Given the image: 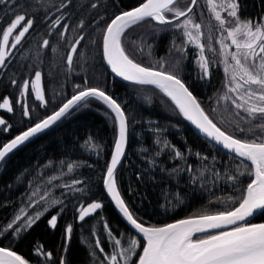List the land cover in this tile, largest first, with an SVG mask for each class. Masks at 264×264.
Masks as SVG:
<instances>
[{
    "label": "trees",
    "instance_id": "16d2710c",
    "mask_svg": "<svg viewBox=\"0 0 264 264\" xmlns=\"http://www.w3.org/2000/svg\"><path fill=\"white\" fill-rule=\"evenodd\" d=\"M143 1L4 0L0 3V39L15 15L25 14L34 20L21 44L12 49L7 67L0 68V103L7 97L13 108L12 112L0 109V118L6 122L0 125V146L58 109L75 94L76 86L82 88L86 81L87 87L105 91L125 112L127 144L115 171L117 188L138 222L158 227L182 218L230 210L226 201L231 197L235 201L232 206H237L252 177L237 172L238 166L243 171L242 159L196 135L159 90L122 82L106 69L101 45L107 23L116 14ZM217 1L220 16L235 21L228 16V9L220 6L221 0ZM235 2L241 20H255L264 15V0ZM190 3L191 0H180L179 6L183 9ZM224 3L226 5L228 0ZM57 17H62L60 24L52 28ZM190 18L201 25L200 39L209 61L207 76L199 69L198 50L186 43L183 29L146 20L125 31L122 45L130 58L145 67L160 70L163 62L164 70L178 75L217 127L238 139L252 140L254 136L248 132L250 125L245 122L247 113L232 103V99L242 95L243 89L230 93L226 87V84L231 86L232 67L227 58L226 72L225 57L217 44L218 37L224 38L225 30L211 16L207 0H197ZM228 25L225 27L229 28ZM81 36L83 39L77 45L78 51L69 70L67 52ZM45 39L49 41L47 46H43ZM36 71L41 72L44 102L37 100L30 88L21 97V85L25 79H33ZM12 80L17 83L13 84ZM225 93L232 99L222 100ZM20 101L27 104L28 117L23 115ZM237 124L242 132L237 130ZM4 128L8 131H3ZM115 135V120L110 110L99 100H90L86 106L70 109L54 126L3 160L0 164V229L15 218L33 192H37V201L45 191L49 192V197L47 202L34 204L26 213L35 216L41 212L39 219L20 233L5 231L0 235V246L17 252L29 264H60L62 257L65 264H100L104 254L95 247L96 240L101 241L105 253H111L114 244L104 227L106 223L124 246L128 245L130 237L137 239L139 246L135 251L140 253L143 240L123 223L102 187ZM255 135H261L259 130ZM86 141H89L87 145ZM165 141L179 150L182 157H176L172 149H163ZM157 152L160 155L157 156ZM69 163L74 164L72 172H68ZM229 175L239 176V179L233 182L227 178ZM51 177L58 179L48 183ZM74 180L81 181L74 187L84 192L63 187ZM52 199L62 203L53 204ZM92 202H99L102 207L80 220L79 210ZM52 216H57L55 227L49 224ZM22 222L23 218L14 227ZM247 222H264V214L259 212ZM69 224L72 225L70 236L65 232ZM94 228L96 235H93ZM38 246H42L40 252ZM46 253H51V257ZM137 258L138 255H133L132 259Z\"/></svg>",
    "mask_w": 264,
    "mask_h": 264
},
{
    "label": "snow or ice",
    "instance_id": "6c2138e0",
    "mask_svg": "<svg viewBox=\"0 0 264 264\" xmlns=\"http://www.w3.org/2000/svg\"><path fill=\"white\" fill-rule=\"evenodd\" d=\"M3 2L4 0H0V3ZM196 3L197 0H191V4L182 9L179 6L180 0H144L138 6L121 12L112 18L104 29L103 55L112 72L117 76L139 85H156L175 102L180 113L195 124L201 132L217 144L222 145L224 149L244 158L241 161L243 171L238 166L237 172L239 175L254 178L243 190L237 206H232L235 201L229 197L226 201V207L230 210L188 217L163 227H146L143 223L138 222V218L135 217L121 198L115 180V170L124 153L126 141L125 112L120 104L107 95L105 91L95 87H87L86 81L84 87L76 86L77 91L75 94L67 99L58 110L0 146V161H3L8 154L18 149V146L23 145L37 133L47 129L68 113L70 109L78 108L81 105L86 106L90 100L102 101L115 114V123L118 126L117 138L103 182L107 192L116 202L126 221L138 233L142 234L144 243L142 252L136 253L135 250L139 246L137 239L130 237L128 245L124 246L121 239L112 235L105 223L104 227L108 231L109 239L113 240L114 244L111 253H105L101 241L96 240L95 247L104 254V259L100 261V264H264V223L247 222V218L254 216L257 211L264 214V17H261L258 21L241 20L238 16V5L235 0H228L226 5L224 0H221L220 6L222 8L226 7L228 16L235 18L234 27L226 28L225 25L231 23V21L220 16L219 12L216 11L214 0H207L215 19L219 22L220 28L227 31L226 38L230 39L232 45L236 48L235 52H225L228 45L224 44L223 39L220 41L221 54L225 57L226 72L228 71L227 58L230 56L234 62L232 65L231 86L226 84L228 92L238 93L241 89H245L244 93L237 95L236 99H232L227 93L221 99H232V103L237 109H243L247 113L248 119L245 122L250 125L248 132L254 136L252 140L238 139L233 134L226 133L217 127L178 75L164 70L163 62L160 63V70L155 67L142 66L130 58L122 45V36L125 31L146 20L156 21L161 26L171 25L175 29H183L184 35L187 37L186 43L194 42L200 48L197 61L199 69L204 76L209 75V61L204 54V45L199 41L201 25L194 23L190 18L192 6ZM64 6V4H61V7ZM92 7L95 8L96 5L93 4ZM181 18L184 19L181 20ZM61 19L62 17H57L51 27L55 28L56 25L60 24ZM25 21L26 23H24ZM33 24V19L27 18L25 14H19L15 15L11 23L3 29L2 39H0V68L7 67V58H9L12 49L21 44ZM82 26L83 21L80 24V27ZM63 27L67 29L68 25ZM17 29H19L18 34L14 35V39H10ZM190 29H195L196 34L194 35ZM63 36L64 33L61 32V38ZM82 39L83 36L71 44L70 50L67 52L66 63L69 70H71L73 64L74 54L78 51L77 45L81 43ZM9 44H11L10 48L7 47ZM48 44L49 41L45 39L43 46ZM180 50L182 51V49ZM12 83L16 84L17 81L12 80ZM29 86L31 91L35 93L36 99L44 102L45 95L41 87L40 71L35 72L33 79L24 80L23 85H21V97L24 96ZM252 86L256 87L253 88ZM19 103L24 109L23 115L28 117L30 111L27 104L22 101ZM41 106H44V104L42 103ZM0 109L13 111L9 98L5 97L3 99V102L0 103ZM240 119L244 120V117H240ZM254 122L256 123L254 124ZM5 123L0 118V125ZM253 124L254 126H252ZM237 130L243 131L239 124H237ZM257 130L261 133L260 136L255 135ZM3 131H8V129L4 128ZM88 143L89 141L85 142L86 145ZM157 143L159 144L160 141H157ZM163 149H172L175 151L176 157H182V153L175 150L174 146L167 141L164 142ZM156 155H160V152H157ZM245 160L251 162L250 166L244 163ZM61 163L64 162L61 161ZM67 167L68 172H72L74 164L69 163ZM188 171H192L191 166H189ZM61 175H64V173H61ZM227 178L235 182L239 179V176L229 175ZM53 179H58V177L49 178L48 183H51ZM193 179L195 180L196 177H193ZM80 183L81 181L74 180L71 184L63 185V187L73 192H84L83 189L74 187ZM36 195L37 192H33L29 202L18 210L15 218L4 229H0V235H3L7 230H13L14 234L20 233L22 230L31 227L36 219H39L42 215L41 212L35 213V216L26 215V213L34 204L39 206L40 201L47 202L46 198L49 197V192L45 191L44 195L40 197V201L35 199ZM51 203L58 204L62 201L52 199ZM101 207L102 205L99 202L88 204L79 210V219L84 220ZM45 210L47 209L45 208ZM22 218L23 222L18 227H14ZM56 222L57 216H52L49 220L52 227L56 226ZM215 229H219V231L209 232V230ZM65 232L66 235L70 236L72 232L71 224L66 226ZM194 234L204 235L194 238ZM93 235H96L95 228L93 229ZM41 250L42 246H38L37 251L40 252ZM45 255L51 257V253ZM92 255L95 257V252ZM133 255H138V260H133ZM0 264H28V262L15 251L0 247ZM60 264H65L63 257Z\"/></svg>",
    "mask_w": 264,
    "mask_h": 264
},
{
    "label": "water",
    "instance_id": "95a60500",
    "mask_svg": "<svg viewBox=\"0 0 264 264\" xmlns=\"http://www.w3.org/2000/svg\"><path fill=\"white\" fill-rule=\"evenodd\" d=\"M144 2V1H143ZM142 3V2H141ZM191 4V3H190ZM139 5V4H138ZM138 5H136V6H138ZM135 6V7H136ZM193 7V6H192ZM131 9V8H130ZM130 9H128V10H130ZM125 11H127V10H125ZM121 13V12H120ZM120 13H118V14H120ZM118 14H116V15H118ZM115 15V16H116ZM114 16V17H115ZM113 17V18H114ZM111 22V20L109 21V23ZM154 22H156V21H154ZM101 50H102V59H103V62H104V64H105V67H106V69L108 70V72L113 76V77H115L116 79H118V80H120V81H122V82H125V83H128V84H134V85H139V84H135L134 82H131V81H127V80H125L123 77H121V76H117L114 72H112V70H111V67L107 64V62H106V60L104 59V55H103V37H102V45H101ZM143 66V65H142ZM145 86H151V87H154V88H156L157 90H159L166 98H168L171 102H172V104L176 107V109L178 110V112L180 113V110H179V108L176 106V104H175V102L174 101H172V99L170 98V97H168L161 89H159L156 85H151V84H145ZM190 91V90H189ZM108 95V94H107ZM194 96V95H193ZM71 97H69L68 99H70ZM100 101V100H99ZM66 102V101H65ZM64 102V103H65ZM101 103H103L102 101H100ZM104 104V103H103ZM105 105V104H104ZM62 106V105H61ZM60 106V107H61ZM106 106V105H105ZM59 107V108H60ZM107 107V106H106ZM58 108V109H59ZM108 108V107H107ZM58 109H56V110H58ZM109 109V108H108ZM55 110V111H56ZM110 110V109H109ZM54 111V112H55ZM110 112H111V110H110ZM53 113V112H52ZM51 113V114H52ZM112 113V112H111ZM51 114H49V115H51ZM48 115V116H49ZM112 115H113V117H114V120H115V114L114 113H112ZM180 115L182 116V118L184 119V121L186 122V124L189 126V128L196 134V135H198V136H200V137H202V138H204L205 140H207V141H209L211 144H213V145H215V146H217L218 148H220V149H222V150H224L225 152H227V153H229V154H231V155H233V156H236L234 153H231V152H229L228 150H226V149H224L223 148V146L222 145H220V144H217L214 140H212L210 137H208V136H206V134H204L203 132H201L197 127H196V125L195 124H193L190 120H188L182 113H180ZM47 117V116H46ZM45 117V118H46ZM62 118V117H61ZM60 118V119H61ZM44 119V118H43ZM59 119V120H60ZM42 120V119H41ZM58 120V121H59ZM58 121H56L54 124H52V125H50L47 129H44V130H42L40 133H37L34 137H32V138H30L29 139V141H31L32 139H34V138H36L37 136H39L40 134H42L43 132H45L46 130H48L49 128H51L52 126H54ZM39 122V121H38ZM36 124V123H35ZM35 124H33V125H35ZM126 124H127V121H126ZM33 125H31V126H33ZM30 126V127H31ZM115 126H116V135H115V140H116V138H117V124L115 123ZM25 130H27V129H25ZM25 130H23V131H25ZM22 132V131H21ZM20 132V133H21ZM20 133H18L17 135H19ZM16 136V135H15ZM14 136V137H15ZM14 137H12L11 139H13ZM11 139H9L8 141H10ZM115 140H114V143H113V146H112V149H111V152H110V155H109V160H108V164L110 163V161H111V157H112V154H113V151H114V146H115ZM7 141V142H8ZM29 141H27V142H25L23 145H25L26 143H28ZM126 144H127V133H126V141H125V145H124V152H125V148H126ZM23 145H21V146H18V149L20 148V147H22ZM17 150V149H16ZM16 150H14V151H16ZM13 151V152H14ZM12 152V153H13ZM11 154V153H10ZM10 154H8V156L10 155ZM124 154V153H123ZM7 156V157H8ZM6 157V158H7ZM122 157H123V155L121 156V158H120V162H121V160H122ZM236 157H238V156H236ZM5 158V159H6ZM238 158H240V159H244V158H241V157H238ZM4 159V160H5ZM246 161V160H245ZM120 162L118 163V165L120 164ZM247 163H249V164H251V162L250 161H246ZM2 163V161H0V164ZM108 164H107V166H108ZM118 165H117V167H118ZM117 169V168H116ZM106 170H107V167H106ZM106 170H105V173H104V176L106 175ZM116 171V170H115ZM104 178V177H103ZM252 178H254V177H252ZM251 182V181H250ZM102 187H103V190H104V192H105V194L107 195V197L109 198V200L111 201V203H112V205H113V207H114V209H115V211H116V213L118 214V216L120 217V219L123 221V223L136 235V236H138L141 240H143V236H142V234H140V233H138L127 221H126V219L124 218V216H123V214L120 212V210H119V208L117 207V205H116V202L112 199V197H111V195L107 192V189H106V187H105V185H104V182H102ZM122 198V197H121ZM259 213V211H257L256 212V214L254 215V216H252V217H248L247 218V221L249 220V219H251V218H253V217H255L257 214ZM188 218V217H187ZM182 219H186V218H182ZM178 220H181V219H178ZM178 220H176V221H178ZM176 221H173V222H170V223H167V224H171V223H175ZM260 223H264V222H260ZM167 224H165V225H167ZM164 225H161V226H158V227H163ZM146 227H149V226H146ZM227 227H231V226H227ZM217 231H219V229H215V230H209V232H212V233H215V232H217ZM202 235H204V234H194V238H196V237H200V236H202ZM144 242V241H143ZM0 247H2V246H0ZM9 249V248H8ZM9 250H11V249H9ZM142 250H143V248H142ZM142 250H141V252H142ZM11 251H13V250H11ZM17 253V252H16ZM18 254V253H17ZM18 255H20V254H18ZM23 257V256H22ZM24 258V257H23ZM25 259V258H24ZM26 260V259H25ZM137 260H138V258H137ZM29 264V263H28Z\"/></svg>",
    "mask_w": 264,
    "mask_h": 264
},
{
    "label": "rangeland",
    "instance_id": "374dc122",
    "mask_svg": "<svg viewBox=\"0 0 264 264\" xmlns=\"http://www.w3.org/2000/svg\"><path fill=\"white\" fill-rule=\"evenodd\" d=\"M219 2L217 1L216 2V0H214V4H215V6H216V11L218 12L219 10L217 9V7H219V4H218ZM207 8L209 9V11H210V13H211V16H213V17H215L214 16V14H213V12H212V10H211V8H210V6L208 5V3H207ZM261 17H264V15H262ZM223 18V17H222ZM224 19V18H223ZM260 19V18H259ZM259 19H256V20H253V21H258ZM234 24H235V21L234 20H232V22L231 23H229V28H231V27H234ZM227 28V27H226ZM192 32H193V34L195 35L196 34V30L195 29H190ZM183 33H184V30H183ZM225 40H224V44H226V45H228V47L225 49V52H235L236 51V48H235V46L234 45H232V43H231V40L230 39H227L226 37H227V31H225ZM14 35L15 34H13V38H14ZM185 36V35H184ZM12 37H10V39H11ZM185 38H186V40H187V37L185 36ZM199 41H200V43L202 44V42H201V39H200V35H199ZM220 41H221V39L218 37V39H217V44H219L220 45ZM192 47H194V48H196L197 50H198V58H197V61H198V59H199V55H200V48L197 46V44L196 43H189ZM221 46V45H220ZM7 47H11V45L9 44ZM228 59L230 60V62H229V66L230 67H232V65H233V61L231 60V57L229 56L228 57ZM258 62V61H257ZM249 63H251V61H249ZM229 67V68H230ZM253 88H255L256 86H252ZM29 88L31 89V87L29 86ZM242 90V89H241ZM244 91H245V89H243L242 90V94L244 93ZM2 103V102H1ZM4 110H6V109H4Z\"/></svg>",
    "mask_w": 264,
    "mask_h": 264
},
{
    "label": "flooded vegetation",
    "instance_id": "af4514ba",
    "mask_svg": "<svg viewBox=\"0 0 264 264\" xmlns=\"http://www.w3.org/2000/svg\"><path fill=\"white\" fill-rule=\"evenodd\" d=\"M259 18H261V17H259ZM259 18H256V19H259ZM223 39L225 40V35H224V38ZM196 58H198V52H196Z\"/></svg>",
    "mask_w": 264,
    "mask_h": 264
}]
</instances>
